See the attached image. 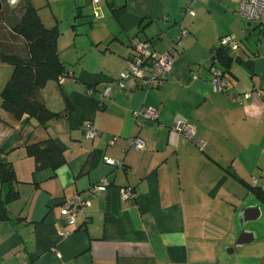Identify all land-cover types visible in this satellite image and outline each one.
<instances>
[{
    "label": "crops",
    "instance_id": "crops-1",
    "mask_svg": "<svg viewBox=\"0 0 264 264\" xmlns=\"http://www.w3.org/2000/svg\"><path fill=\"white\" fill-rule=\"evenodd\" d=\"M24 1L10 6L12 24L0 23L13 51L22 39L11 28ZM27 1L45 27H57L62 0H52L56 7L51 0ZM63 1L84 28L73 23L67 35L59 31L57 51L68 76L40 92L58 114L45 125L26 114L16 120L0 97V149L18 193L7 205L9 218L0 221V264H264V203L252 191H264V31L237 15L238 0H196L194 15L183 14L185 0ZM242 20L253 28H241ZM180 28L188 35L163 85L124 95L115 80L128 67L133 43L147 40L163 53ZM230 33L239 46L226 49L223 69L211 55ZM215 66L239 101L213 87ZM12 71L0 60V92ZM149 106L160 115L140 127L142 116L133 112ZM174 120L191 123L195 138L172 131ZM88 121L99 130L93 139L85 136ZM135 137L145 149L132 146ZM48 138L64 162L35 169L25 145ZM103 178L106 189L93 191ZM126 186L134 188V198H122ZM74 194L89 204L66 226L60 205ZM247 206L255 210L247 221L253 239L230 253L241 232L238 213Z\"/></svg>",
    "mask_w": 264,
    "mask_h": 264
},
{
    "label": "trees",
    "instance_id": "trees-1",
    "mask_svg": "<svg viewBox=\"0 0 264 264\" xmlns=\"http://www.w3.org/2000/svg\"><path fill=\"white\" fill-rule=\"evenodd\" d=\"M20 11L19 20L11 31L25 44L24 54L19 55L17 48L14 51L9 49L10 44L4 42L7 38L1 35L0 30V60L13 66L12 75L0 92L1 107L16 120H20L26 114L27 119L34 117L40 125H45L58 113L48 109L41 99L40 92L48 85H56L59 77L68 76L57 51L59 30L56 26L45 27L39 18L37 8L27 0L20 4ZM213 50L216 56L215 63L221 64L224 69L229 62L227 50L219 45ZM211 61L214 63L213 53ZM25 151L34 159L35 169L49 166L56 168L64 162L62 153L51 138L27 143ZM2 154L0 149V221L9 218L7 205L18 195L13 187L16 181L13 167ZM252 191L259 201L264 203V191L257 188H252Z\"/></svg>",
    "mask_w": 264,
    "mask_h": 264
},
{
    "label": "built area",
    "instance_id": "built-area-1",
    "mask_svg": "<svg viewBox=\"0 0 264 264\" xmlns=\"http://www.w3.org/2000/svg\"><path fill=\"white\" fill-rule=\"evenodd\" d=\"M99 1L101 0H91V3L98 5L97 3H99ZM195 2L196 0H185L183 14L194 15L193 4ZM98 9V6H94L95 16L98 15ZM236 12L242 19L249 22H256L261 30L264 31V0H238ZM187 35V29L180 28L170 47L163 53L155 52L150 41L138 40L134 42L131 48V58L128 60V67L115 80L120 91L123 92L124 95H128L132 90L137 88L148 90L150 88L161 87L171 73L174 57L178 53L179 48L183 45ZM218 45L219 47L225 49L229 48L231 50H236L239 46L236 36L232 33L220 37ZM212 53L215 63V51L213 50ZM192 74L196 77L195 71ZM212 74L213 87L217 90L225 91L227 95L231 97L230 99L239 101V96L232 93L226 86L225 72H223L220 67L215 66L212 69ZM66 77L67 76L59 77L58 83H62ZM92 91L93 87L87 89L89 94L92 93ZM103 95L107 97L110 95V88L108 86L104 88ZM133 115L142 116V120L139 121L138 124L140 127H143L158 119L160 108L149 106L139 111H134ZM170 129L180 134L184 140H193L195 138L196 129L191 123L182 120H174L171 122ZM98 134L99 130H97L92 121H88L85 125V136L89 139H93ZM115 139L116 137H113L110 143H113ZM196 145L202 150L205 144L202 140H197ZM132 146L139 150L146 148L145 142L140 137H135L133 139ZM104 162L113 166L121 165L120 161L109 157H104ZM108 185V179L103 178L100 182L92 186V190L103 191ZM121 195L125 200L134 198V188L132 186L121 188ZM88 204V201L82 200L77 194L63 200L60 205V214L64 219L65 225H74L77 213L81 212L82 208ZM84 222H86L85 218ZM68 233L69 232L65 228L59 230V235L61 237L67 236Z\"/></svg>",
    "mask_w": 264,
    "mask_h": 264
},
{
    "label": "rangeland",
    "instance_id": "rangeland-1",
    "mask_svg": "<svg viewBox=\"0 0 264 264\" xmlns=\"http://www.w3.org/2000/svg\"><path fill=\"white\" fill-rule=\"evenodd\" d=\"M1 8H0V23H6L7 25H9L10 20L7 19L6 14L9 12V8H11L9 6V3L7 2V0H1ZM60 7H59V13H60V19L59 21H57V28L59 31H63L64 32V36L67 35V28H73L72 24H75V28H84V25L81 24L83 22H77L79 20V17L75 18L74 14H69V12H67V4L64 3V1H60L59 3H57ZM52 7H56V2H53L51 0V4ZM19 12V9H18ZM12 24V23H10ZM241 28H253L252 25L251 26H247V22L242 20V25ZM234 34L236 37L237 35L235 33ZM246 34V32H245ZM237 40V39H236ZM238 42V41H237ZM17 53L20 55L21 53H25L26 48H25V44L23 42H17ZM12 75V72L11 74ZM42 99V97H41ZM252 225V223H251ZM251 225L249 226V224H247L248 227L251 228ZM234 245V244H233Z\"/></svg>",
    "mask_w": 264,
    "mask_h": 264
},
{
    "label": "water",
    "instance_id": "water-1",
    "mask_svg": "<svg viewBox=\"0 0 264 264\" xmlns=\"http://www.w3.org/2000/svg\"><path fill=\"white\" fill-rule=\"evenodd\" d=\"M19 1L20 0H15V3H13L12 0H7V2L9 3V6H16L19 3ZM0 8H1V3H0ZM53 88H54L53 85H48L46 89L52 91L54 90ZM254 207L256 208V205ZM251 212L253 213L255 212L253 206H247V207H243L240 209L238 213V220H239V226L241 228V232L239 236L237 237L234 245L229 248L230 253L233 252L236 248L243 246L245 244H248L252 241L253 231L249 229L247 226V221L248 219H250L249 214Z\"/></svg>",
    "mask_w": 264,
    "mask_h": 264
},
{
    "label": "clouds",
    "instance_id": "clouds-1",
    "mask_svg": "<svg viewBox=\"0 0 264 264\" xmlns=\"http://www.w3.org/2000/svg\"><path fill=\"white\" fill-rule=\"evenodd\" d=\"M13 3H15V0H12Z\"/></svg>",
    "mask_w": 264,
    "mask_h": 264
}]
</instances>
